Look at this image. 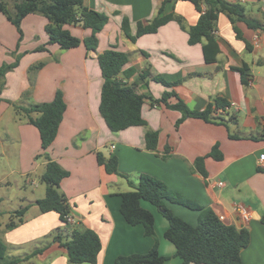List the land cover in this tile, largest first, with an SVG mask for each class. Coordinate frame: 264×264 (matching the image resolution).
I'll list each match as a JSON object with an SVG mask.
<instances>
[{"label":"crops","instance_id":"obj_1","mask_svg":"<svg viewBox=\"0 0 264 264\" xmlns=\"http://www.w3.org/2000/svg\"><path fill=\"white\" fill-rule=\"evenodd\" d=\"M226 1L242 5L249 18L264 22V0ZM162 3V16H179L184 30L177 22L170 21L157 33L142 36L134 43L122 36L123 18L129 20L134 35L137 22L155 18ZM84 5L109 17L108 24L98 34L95 52H87L83 45L68 51L47 45L46 20L37 14L22 20L20 38L16 28L0 13V68L17 64L8 68L0 79L2 152L5 154V148L11 146L18 163V170L11 172L31 184L30 175L42 174L48 161L43 157L35 160L41 153L38 131L18 118L13 106L48 103L61 91L66 110L46 153L69 174L61 181L60 191L74 220L71 227L91 229L100 239L102 248L96 264H114L118 256L145 254L152 247L153 239L144 235L143 227L126 223L120 213V195L131 191L129 182L136 185L141 175L156 179L170 192L211 209L217 217L223 216V224L244 228L250 241L241 252L242 264H264V160H260L264 155V31L237 24L249 44L248 51L236 38L227 16L220 14L215 35L220 53L215 63L207 64L201 44H188L187 30L199 18L189 1L84 0ZM65 29L80 40L91 35L89 29L79 25ZM111 46L128 54L123 71L134 69V73L126 83L135 85L138 94L159 99L166 89L151 78L160 76L175 84L172 90L190 110L202 111L213 98H223L231 107L221 116L224 122L231 120L226 126L187 118L176 129L179 112L162 105L154 107L145 100L141 115L146 127L132 126L111 133L99 114L103 79L97 61V55ZM244 65L251 74L247 88L241 85L240 75L230 69ZM145 68L150 70L148 86L137 81L139 72ZM147 129L158 134L153 152L146 149ZM215 144L222 154L220 161L206 157ZM97 154L105 159L115 157L118 171L126 178L107 174L98 164ZM200 157H206L207 177L194 168L195 160ZM219 183L224 186L219 187ZM24 200L28 210L36 207V199ZM235 202L250 209L249 223L242 224L234 213ZM141 206L154 217L158 251L168 259L165 264H181L174 246L164 238L168 228L166 219L151 204L142 201ZM166 206L174 216L192 226L197 224L198 211L169 203ZM23 218L24 222L11 231L0 229V239L10 257L28 255L20 250L27 242L47 237L60 227L71 228L54 212H38L32 219L25 213ZM32 259L45 261L44 264H68L64 249L54 242Z\"/></svg>","mask_w":264,"mask_h":264},{"label":"trees","instance_id":"obj_2","mask_svg":"<svg viewBox=\"0 0 264 264\" xmlns=\"http://www.w3.org/2000/svg\"><path fill=\"white\" fill-rule=\"evenodd\" d=\"M0 0V13L13 25L20 38L22 36L21 22L28 15L37 14L46 20L44 31L47 36V45L56 46L58 49L68 51L83 45L87 52H95L98 46V34L109 22V17L97 11L90 10L84 5V0ZM189 1L199 13L197 22L187 30L188 44L194 46L201 44L204 62L215 63L220 53L216 38V25L220 14L227 16L235 36L245 44L246 50H250L248 42L243 38L237 24L243 23L248 29L264 31V22L249 18L242 5L230 3L226 0H181ZM162 3L157 15L150 21L137 22L136 32L131 34L129 20L123 18L120 24L121 34L124 38L134 43L136 39L157 33L159 28L170 21L178 23L184 30L182 18L175 15L162 16ZM79 25L83 29H89L91 35L80 40L70 34L65 27ZM144 56L146 53L141 52ZM97 61L101 71L103 84L100 93L99 114L111 133L119 132L132 126H147L141 115V108L145 100L154 107L164 106L167 110L177 111L181 114L175 123L177 129L187 118L202 120L206 123L226 125L231 120L224 122L223 113H226L230 104L221 97H215L202 111L190 110L184 102L174 93L175 84L166 82L160 76L151 78L163 86L166 90L159 99L152 96L138 94L135 85H128L126 80L133 75L134 69L123 71L128 62V54L120 52L115 46L97 55ZM17 64L2 66L0 79L4 72ZM264 65V63H263ZM39 67L36 66V68ZM232 71L240 75L241 85L247 88L251 74L247 65L240 68L231 67ZM122 76V78H119ZM150 78L149 68L139 72L137 81L148 86ZM172 99L176 102L172 103ZM18 118L24 119L28 124L37 129L40 139L41 153L36 156L38 161L42 157L47 159L41 181L46 185L45 196L34 202L40 214L54 212L58 214L60 221L65 226L68 224L70 209L67 199L60 191V183L68 177L57 162L51 161L47 156V150L54 142L58 128L62 121L66 104L61 91H57L52 101L48 103L32 104L28 106H13ZM230 138H233L230 136ZM256 140V138H253ZM264 141V138L262 139ZM158 134L147 129L145 133L146 149L155 151L157 148ZM168 148L165 149V156ZM97 162L104 167L107 174L126 176L120 174L117 168V159L111 157L105 159L97 154ZM215 161L222 160L219 145L215 144L211 152L206 156ZM206 157L197 158L194 162L195 170L207 177L204 168ZM131 191L121 194L120 213L126 223L143 227L144 235L153 239V245L145 254H132L118 256L114 264H165L168 260L162 257L158 251V240L154 231V217L148 210L142 208L141 202H147L156 207L166 219L168 228L164 238L170 242L175 250V256L181 260V264H242L241 252L250 241V235L244 228L237 229L220 222L217 216L209 208L199 206L197 203L183 198L181 195L170 192L160 181L141 175L135 185L129 182ZM166 203L179 205L191 211L199 212V219L195 226L188 224L173 215ZM28 207H23L11 213L9 222L3 231H11L20 226ZM264 222V218L262 219ZM1 226V222H0ZM53 242L64 249L68 264H96L101 251V243L98 235L91 229H79L71 227L69 230L56 229L50 234ZM36 248L30 254L23 257H10L7 254V246L0 239V264H25L32 258L42 254L45 249Z\"/></svg>","mask_w":264,"mask_h":264},{"label":"rangeland","instance_id":"obj_3","mask_svg":"<svg viewBox=\"0 0 264 264\" xmlns=\"http://www.w3.org/2000/svg\"><path fill=\"white\" fill-rule=\"evenodd\" d=\"M3 1L7 2L6 4L10 9L11 2L9 0ZM0 126H2V123H0ZM1 135L2 130L0 129V136ZM2 138L3 136L0 140H2ZM3 143L6 144V141L4 139ZM1 144L2 142H0V229L2 230L4 229L5 225L9 222L11 213L23 208L24 205H26V202H24V198L28 200H40L45 196L46 185L41 181L40 172L30 175L31 184H27L25 182L26 178L20 177L15 172H11L12 170H18V163L16 157H14V152L11 146L5 148L6 152L5 154H3V148ZM38 212V208L33 207L31 210H28L26 214L29 219H32L34 217V214H38ZM61 230L62 232H64V228H62ZM51 242H53V236L49 235L47 237L39 238L35 241H30L23 244L20 250L23 253L30 254L36 248L47 247L51 244ZM44 263L45 261H40L39 259H31L29 263L25 264Z\"/></svg>","mask_w":264,"mask_h":264},{"label":"built area","instance_id":"obj_4","mask_svg":"<svg viewBox=\"0 0 264 264\" xmlns=\"http://www.w3.org/2000/svg\"><path fill=\"white\" fill-rule=\"evenodd\" d=\"M260 160L261 161L264 160V155L260 156ZM218 186L219 187H223L224 184L223 183H219ZM233 211H234V213H236V215L238 216V218L242 222V224H247V223L250 222V220L252 218L251 211L244 204L238 203V202L233 203ZM217 218H218V220L220 222L224 221V217L223 216H218ZM67 221H68V224H70V225L74 224V220L71 217H68Z\"/></svg>","mask_w":264,"mask_h":264}]
</instances>
